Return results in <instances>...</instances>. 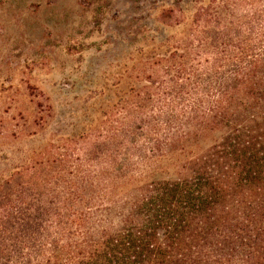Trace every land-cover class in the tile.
Here are the masks:
<instances>
[{"label":"trees","instance_id":"obj_1","mask_svg":"<svg viewBox=\"0 0 264 264\" xmlns=\"http://www.w3.org/2000/svg\"><path fill=\"white\" fill-rule=\"evenodd\" d=\"M183 48L101 141L3 183L0 264H264V0H196Z\"/></svg>","mask_w":264,"mask_h":264},{"label":"rangeland","instance_id":"obj_2","mask_svg":"<svg viewBox=\"0 0 264 264\" xmlns=\"http://www.w3.org/2000/svg\"><path fill=\"white\" fill-rule=\"evenodd\" d=\"M195 3L0 0V195L5 181L48 180L85 139L101 141L149 63L184 50Z\"/></svg>","mask_w":264,"mask_h":264}]
</instances>
